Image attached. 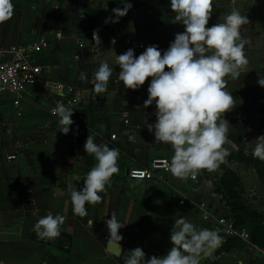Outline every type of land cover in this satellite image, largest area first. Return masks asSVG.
Segmentation results:
<instances>
[{"label": "crops", "instance_id": "0c3cea01", "mask_svg": "<svg viewBox=\"0 0 264 264\" xmlns=\"http://www.w3.org/2000/svg\"><path fill=\"white\" fill-rule=\"evenodd\" d=\"M13 2V17L0 25V49L47 37L50 44L42 55L41 64L47 68L44 77L50 73L55 77H50L47 82L82 86L79 92L81 102L73 109L76 112L72 116L73 121L84 123L88 130L84 135L86 138L89 135L95 136L97 143H106L118 149L120 157L119 172L113 175L105 190L100 193L101 199L86 205L87 215L81 217L74 215L70 203L66 208V201H70V189L82 188L88 173L85 158L80 154L83 149H77L80 137L84 136H78L77 141L72 142L76 136L75 123L69 134L65 135L60 132V126L54 125L58 123V118L52 114L54 119L30 135L34 139L19 141L15 146L1 143L0 261L3 264H122V257L114 253L115 249L109 251L106 245L109 238L107 220L112 214H116L120 222L126 223L120 231L123 237L121 248L127 252L140 247L148 258L166 255L172 247L170 234L176 212L180 216H187L199 228L215 231L218 230V223L214 220L219 222L221 219H230L226 202L214 194L215 183L221 176L209 180V174L203 180L201 171L197 175L199 182H196L192 178H177L170 172L167 179L159 183L128 178L131 168L146 166L158 157L171 161L173 155L170 145L155 144L154 134L147 128V124H154L157 119L155 105L143 108L148 99L151 77L137 90L115 89L102 94L92 91L93 73L99 64L107 59L115 65L109 53L113 49L117 54H123L127 46H131L138 56L147 47L155 45L163 52L178 33L185 31L184 26L174 19L170 0H137L127 16L120 18L119 23L105 21L109 17L115 19L112 10L124 7L122 0ZM89 9L101 11L93 32L98 35L99 44L94 39L78 35L79 27L87 22ZM68 13L70 35L58 39L54 33L62 32ZM256 54L254 52L247 57L249 64L239 79L227 80L226 90L232 93L235 100L232 110L225 114V119L232 125L229 135L236 131L242 121L248 122L250 134L251 118L242 108L246 107L253 95L256 96L255 92L264 91V87L258 84V73L264 74V58L258 57L256 61L252 58ZM116 67L120 71L119 66ZM82 76L87 79H82ZM30 93L58 95L47 94L39 89L25 94ZM87 93H91V98L86 96ZM3 96L13 99L10 95H2L0 98ZM50 97L52 99L47 97L45 103L55 105L57 100ZM61 100L65 101L63 98ZM19 115L23 118L22 113ZM21 116L12 123L20 121ZM32 119L43 121V116L34 114ZM22 121L25 122L24 118ZM13 136L17 138V135ZM234 147L230 148V153L236 151ZM8 154H15L16 159L8 160ZM93 160L95 166L94 157ZM235 165L244 166L233 163L231 168L242 178L247 191V177L245 179L243 173L235 170ZM253 177L256 183L264 185L256 173ZM196 185H199L197 189ZM182 200H186V205H180ZM259 211L263 212L264 208ZM49 213L66 217L61 227V233L71 237V245L66 250L58 247V242L63 240L59 237L41 240L36 235L34 238L35 223ZM206 213L212 219L207 220ZM220 237L222 243L225 238L222 235ZM244 242L247 250L242 246L223 255L219 259L220 264H264V250L251 247L249 241Z\"/></svg>", "mask_w": 264, "mask_h": 264}, {"label": "clouds", "instance_id": "9594fccd", "mask_svg": "<svg viewBox=\"0 0 264 264\" xmlns=\"http://www.w3.org/2000/svg\"><path fill=\"white\" fill-rule=\"evenodd\" d=\"M170 6L175 21L185 31L176 35L167 50L162 52L153 45L138 56L133 49L123 54H117L114 49L109 53L120 68L118 79L126 89L137 90L152 78L143 108L155 105L157 119L154 124H147V128L154 134L155 144L171 146L169 171L180 179H194L201 170H216L229 154L224 145L231 143L228 135L232 125L225 114L232 110L235 100L226 90V84L228 79H239L249 64L245 48L250 42L241 34L249 19L238 7H233L221 16L220 22L208 27L212 0H170ZM132 7L125 0L124 7L112 10L115 19L109 17L105 22L119 23ZM13 15V0H0V25ZM54 34L58 39L63 37L61 31ZM93 39L99 44L95 33ZM114 71L107 59L99 64L92 77L95 94L108 91ZM82 79L87 78L82 76ZM258 84L264 87V74L258 73ZM51 112L58 118L60 132L69 134L74 124L73 109L58 100ZM250 144H254L253 157L264 161V135ZM84 151L94 157L95 166L86 174L82 188L70 189V201H66V208L70 203L74 215L81 217L87 215L86 205L98 202L100 193L119 172L120 157L118 149L97 143L92 135L88 136ZM65 219L64 215L49 213L38 219L33 231L41 240H53L61 235ZM125 224L116 214L107 220V248L116 250L122 264H200L221 243L217 231L198 229L187 216L177 215L170 234L172 247L166 255L148 258L140 247L127 252L121 248L120 231Z\"/></svg>", "mask_w": 264, "mask_h": 264}, {"label": "rangeland", "instance_id": "374dc122", "mask_svg": "<svg viewBox=\"0 0 264 264\" xmlns=\"http://www.w3.org/2000/svg\"><path fill=\"white\" fill-rule=\"evenodd\" d=\"M122 1L125 4V0H122ZM127 2L134 4V3H137V0H127ZM233 7H238L241 13L243 15L248 16V19H249V23L247 25L242 26V29H241L242 36L250 42L245 48L246 57L253 55L254 52H257L258 54H256L257 55L256 57L252 56L253 59H256V61H258L259 60L258 57L264 58V0H236L235 5H233V0H212V15L209 20V26L220 22L221 16L223 14L230 12ZM109 63L110 65L113 66L115 71L117 70L119 73V69L113 64V62L111 61ZM49 75H51V73L47 74V76L43 78L44 81H49L50 77L55 78L53 75L51 76ZM241 85H243V83H241ZM67 86L72 89H75V93L71 95V99L77 98V95L82 89V86L80 84L72 85V86L67 85ZM255 94L256 96L253 95V98L250 99V102L248 101V103L246 104V107L242 108L243 111L249 114V117L251 118V123H252V126L250 128L251 130H250L249 138L247 141L248 147L250 150H252L254 147V144H250V143L255 141L259 136L264 135V118L261 117L262 115L259 112L261 109L264 108V91L260 93L255 92ZM27 96L29 98L25 99ZM50 96L55 97L57 101L59 99L60 100L62 99V97L58 95L55 96V95L48 94L47 96H45L43 94L42 96L40 94L30 93V94H25L24 98L20 100V103L17 104L16 103L17 99L15 98L12 99V98H8L5 96L1 97L0 98V146L2 144L4 145L9 144V145L15 146L16 143L19 141L23 142L24 140L29 139V137H34L30 135L32 133H36L37 131H39L41 129V125L49 123V121L54 119L53 118L54 116L52 115V112H51V108L54 105H52V103L51 104L45 103V101L47 102V99H48L47 97L51 98ZM86 96L91 98V93H87ZM68 100L69 99H66L64 103L67 104ZM80 102H78V104ZM38 108L40 110H38ZM40 111L45 112V114L44 113L42 114ZM20 113L23 114V118L25 122L22 121L23 118L21 115H19ZM34 114L43 116V121L32 119L34 117ZM20 116H21L20 121H16L15 124H13L12 122L15 120H18ZM12 118L13 120L11 121ZM74 123L76 125L75 121ZM54 125L59 126L58 123ZM1 126L3 127L1 128ZM26 134H28L29 136L26 137ZM13 135H17V138L16 137L14 138ZM224 147L227 148L228 152L230 153L231 152L230 148L233 147V145L231 143L230 144L226 143ZM14 149H16V147H14ZM233 167L235 170H237L241 174L243 173L245 179L247 177L246 179L247 181L246 182L247 201L251 205H253L256 209L263 210L264 208V185L262 186L261 184L259 185L258 183H256L255 177H253L255 173L252 172L251 169L247 170L245 167H241L238 165H235ZM221 174L222 172L219 169H216L210 172L211 177H209V180L216 179L219 176H221ZM205 178L206 177L203 176L202 179L205 180ZM196 182H199V178ZM255 183L259 187L258 188L259 190L255 188L257 187L255 186ZM195 187H196L195 189H197L199 185L198 186L196 185ZM172 211H175V210L172 208ZM176 214L179 215L178 212H176ZM193 224L196 225L194 222ZM196 227L200 229L197 225ZM245 244L248 245V243H245ZM243 248H245L244 250L248 249L246 245L245 246L243 245Z\"/></svg>", "mask_w": 264, "mask_h": 264}, {"label": "trees", "instance_id": "16d2710c", "mask_svg": "<svg viewBox=\"0 0 264 264\" xmlns=\"http://www.w3.org/2000/svg\"><path fill=\"white\" fill-rule=\"evenodd\" d=\"M101 15L100 9H89L86 15L87 22L78 29V35L93 39L96 24ZM70 13L67 15L63 27V36L70 35ZM125 89L124 84L118 79V71L116 70L113 77L108 83V90ZM260 114L264 116V109L260 110ZM249 135V124L247 121L240 122L236 131L229 135V140L236 147V151L228 155V157L219 165L217 169L222 172L221 177L215 183L214 194L221 197L226 202L229 210V217L234 222V229L237 232L246 230L250 234L249 245L264 250V211H259L251 205L247 199V191L242 178L231 168L233 163L240 164L246 168L253 169L262 184H264V161L254 158L252 150L248 149L246 140ZM30 140L34 137H29ZM87 138L80 137L77 149H83L80 153L85 158V165L88 172L94 166L93 157L84 151V145ZM72 148V146H71ZM76 148V146H75ZM212 172V171H211ZM204 177H208L210 171L202 170ZM34 238L36 233L34 232ZM59 238L63 239L58 242V247L66 250L71 245V237L61 233ZM243 246V242L236 234L222 241L221 247L216 250L208 259L201 260L202 264H220L219 259L231 253L235 249Z\"/></svg>", "mask_w": 264, "mask_h": 264}, {"label": "built area", "instance_id": "2783aa9c", "mask_svg": "<svg viewBox=\"0 0 264 264\" xmlns=\"http://www.w3.org/2000/svg\"><path fill=\"white\" fill-rule=\"evenodd\" d=\"M49 44V39L42 37L30 43L0 49V96L10 95L17 99L16 103L19 104L25 93L39 89L47 93L58 94L65 100L69 99L67 104L72 109L77 106L81 94H78L77 98L71 99V95L75 93V89L63 84L50 83L43 79L47 68L41 64V58L46 49L49 48ZM128 49L133 48L127 46L126 51ZM73 115H76L75 111ZM74 130L76 136L72 142H76L78 136H84L88 131L81 121L76 122ZM15 159V154H8V160L13 161ZM169 164L170 161L168 158H154L145 167L131 168L128 173V178L133 181L159 183L167 179L170 173ZM193 180L197 181L198 176ZM180 205H186V200H182ZM205 218L210 220L212 216L206 213ZM214 222L216 224L218 223L217 231L224 238H230L236 234L242 241H250L249 232L246 230L240 232L235 231L232 219H221L219 222L214 220Z\"/></svg>", "mask_w": 264, "mask_h": 264}, {"label": "water", "instance_id": "95a60500", "mask_svg": "<svg viewBox=\"0 0 264 264\" xmlns=\"http://www.w3.org/2000/svg\"><path fill=\"white\" fill-rule=\"evenodd\" d=\"M219 248H220V245H219V247H218L217 249L214 250V252H215L216 250H218ZM214 252H213V253H214ZM114 253L117 254L116 252H114ZM213 253H212V254H213ZM209 257H210V256H205V257H203L201 260L208 259Z\"/></svg>", "mask_w": 264, "mask_h": 264}]
</instances>
